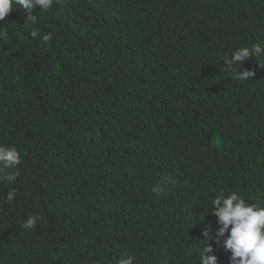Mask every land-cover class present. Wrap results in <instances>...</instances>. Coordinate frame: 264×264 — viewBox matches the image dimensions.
I'll return each instance as SVG.
<instances>
[{
	"label": "trees",
	"instance_id": "trees-1",
	"mask_svg": "<svg viewBox=\"0 0 264 264\" xmlns=\"http://www.w3.org/2000/svg\"><path fill=\"white\" fill-rule=\"evenodd\" d=\"M32 15L0 21V146L21 156L0 173V198L15 193L0 264H111L140 247L153 187L189 174L264 204V54L234 66L246 80L224 66L264 47V0H54Z\"/></svg>",
	"mask_w": 264,
	"mask_h": 264
},
{
	"label": "clouds",
	"instance_id": "clouds-1",
	"mask_svg": "<svg viewBox=\"0 0 264 264\" xmlns=\"http://www.w3.org/2000/svg\"><path fill=\"white\" fill-rule=\"evenodd\" d=\"M53 3L54 0H0V21L16 5L29 13L28 20L35 22L33 9L44 12ZM30 35L36 38L38 31L33 29ZM41 39L47 42L50 37L43 35ZM253 54H264V47L259 43L251 48L238 47L230 58H225V71L237 80L252 77L254 73L241 71L243 67L235 72L233 68L244 66ZM20 162L15 147L0 146V173ZM16 177L13 173L4 179L11 183ZM223 186L218 175L200 173L189 174L175 185L153 187L149 197L160 207L149 215L148 231L143 234L140 247L111 264H264V204L245 201L239 191L219 192ZM14 198V191L0 198V213L9 210ZM204 212L210 216L207 223L203 221ZM39 219L28 216L22 228L34 229ZM195 234L198 243L193 240ZM212 236L215 240H211Z\"/></svg>",
	"mask_w": 264,
	"mask_h": 264
}]
</instances>
